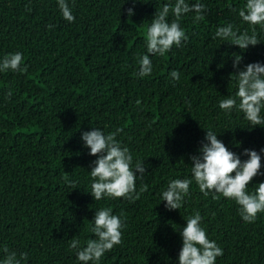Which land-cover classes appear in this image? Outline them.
Instances as JSON below:
<instances>
[{
  "label": "trees",
  "instance_id": "1",
  "mask_svg": "<svg viewBox=\"0 0 264 264\" xmlns=\"http://www.w3.org/2000/svg\"><path fill=\"white\" fill-rule=\"evenodd\" d=\"M67 2L74 22L63 18L58 0H0V59L19 51L28 68L0 72V261L6 246L17 258L28 254L21 264H82L69 241L75 237L84 246L94 239L95 211L110 207L123 213L126 228L123 242L100 264H178L180 230L196 211L207 237L223 250L215 264H264V213L246 223L235 201L205 197L194 181L180 210H167L161 199L170 180L191 178L190 157L208 129L242 160L245 149L259 152L264 172V127L219 107L237 90L234 55L243 57L241 68L264 63V27L256 26L260 43L245 50L215 38L227 24L251 34L238 14L246 0H186L205 5V20L184 15L188 39L165 56H150L153 71L143 78L133 75L136 58L147 54V27L169 0H143L131 17V0ZM93 128L106 134L122 128L117 139L129 148L133 166L144 161L137 193L148 188L139 200L95 201L90 194L97 157L81 136ZM260 182L264 176L254 177L248 190Z\"/></svg>",
  "mask_w": 264,
  "mask_h": 264
},
{
  "label": "clouds",
  "instance_id": "2",
  "mask_svg": "<svg viewBox=\"0 0 264 264\" xmlns=\"http://www.w3.org/2000/svg\"><path fill=\"white\" fill-rule=\"evenodd\" d=\"M133 8L127 9L129 17L134 15V7L143 0H131ZM58 6L63 18L74 22L75 17L67 0H58ZM205 5L200 2L189 5L186 0H171L154 13L150 25L145 33L146 53L137 55L138 71L133 75L147 77L153 71L150 56H165L173 46L179 47L188 39L181 27V19L188 13H195L193 22L205 20ZM170 14L174 19L169 22ZM239 17L251 26V34L247 30L240 32L232 24L218 27L215 38L227 41L229 45L238 46L245 50L250 45L260 43L257 39L256 26L264 27V0H246L244 7L239 10ZM51 27V26H50ZM243 57L234 55L231 80L236 81V92L219 101V107L228 114L236 110L243 114L252 127H264V63L254 62L241 68ZM27 73L24 65L23 54L19 51L9 53L0 59V72ZM173 80L178 81L180 74L173 70L170 73ZM10 98L12 93L7 94ZM140 104V101H137ZM117 128L113 132L105 133L99 128L83 132L81 140L84 147L90 149L89 155L95 156L92 162L91 192L95 201L104 198H124L135 202L139 200L140 193L147 191L145 184L137 193L136 180L143 179L146 173L144 161L137 160L133 166V156L128 147L122 146L117 135L122 132ZM261 151H264L262 149ZM243 155L248 159L242 160L240 155L230 151L222 140L211 130H206V136L201 142L198 154L192 155L191 178L172 179L168 182L166 190L162 192L161 199L166 202L169 211L180 210L185 197L190 195V185L193 181L205 197L214 193L213 199L224 198L235 201L238 205L239 215L246 223H254L258 214L264 213V182L258 183L250 192L249 184L256 176H264L261 172V154L252 149H245ZM67 179V177H66ZM69 186L75 189L74 182L69 181ZM199 211L186 218V226L180 230L182 247L179 252L178 264H215L217 257L223 255V250L217 243L207 237ZM91 231L94 239H89L85 245L72 238L69 248L75 250L76 256L82 264H100L105 253L123 242V229L126 228L123 213L114 215L110 207L95 211ZM6 254L0 264H21L27 259V253L9 251L5 246Z\"/></svg>",
  "mask_w": 264,
  "mask_h": 264
}]
</instances>
